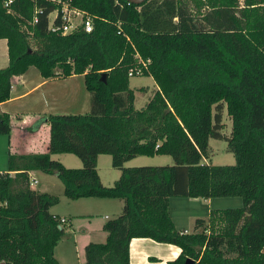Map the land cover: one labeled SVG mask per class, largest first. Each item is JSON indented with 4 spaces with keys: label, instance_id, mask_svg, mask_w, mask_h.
I'll return each mask as SVG.
<instances>
[{
    "label": "trees",
    "instance_id": "trees-1",
    "mask_svg": "<svg viewBox=\"0 0 264 264\" xmlns=\"http://www.w3.org/2000/svg\"><path fill=\"white\" fill-rule=\"evenodd\" d=\"M93 19L90 33L47 30L55 7L39 0H0V38L8 65L0 68V102L11 81L31 67L45 77L83 74L90 109L47 114L44 153L8 151L0 172V263L60 264L54 248L64 227L50 208L57 195L31 187L30 172L55 174L64 196L118 199L122 210L107 220L104 242L85 245L84 264H130L133 238L180 248L167 264H264V0H71ZM35 7L38 21L32 22ZM152 77L156 89L143 107L134 105L129 72ZM105 73V82L101 75ZM231 119L225 136L222 114ZM36 124V126H38ZM36 126L31 129H35ZM10 116L0 113V135ZM210 138H224L233 165L204 163ZM71 153L82 162L68 168L51 154ZM109 154L120 169L102 183L97 157ZM170 155L172 165L126 167L138 156ZM239 196L238 208L211 209L193 231L178 230L171 197Z\"/></svg>",
    "mask_w": 264,
    "mask_h": 264
},
{
    "label": "crops",
    "instance_id": "crops-1",
    "mask_svg": "<svg viewBox=\"0 0 264 264\" xmlns=\"http://www.w3.org/2000/svg\"><path fill=\"white\" fill-rule=\"evenodd\" d=\"M8 62L7 40L0 38V68L6 67ZM147 78L153 80L150 76ZM89 109V93L85 87L83 74L45 78L37 69L31 67L25 74L15 76L12 79L10 97L0 102V113H6L10 116L9 150L16 154L44 153L46 147L49 148V126L46 123L38 124L43 116L47 114H82L87 113ZM34 126L36 128L31 129ZM99 156L97 157V165ZM206 159L203 158L202 161L209 163ZM99 176L102 183L105 184L100 173ZM32 179L35 178L32 177ZM40 189L38 191L54 195L43 184ZM63 196L59 194L58 204L50 208V213L53 215L68 217V223L63 225L64 234L54 248V256L60 264H84L85 245L89 242H104L106 240L107 232L103 230V225L107 220L119 215L123 203L117 199L80 198L72 201L76 203H67L68 208L58 209L59 204L64 203ZM213 199L171 197L169 200L170 208L172 203L182 207L181 214L177 212L178 220L172 215L170 209L175 227L184 233L192 232L195 219L202 218L196 214L198 210H194V206L201 208L207 206V216H203V218H207L210 210L214 208L212 207ZM218 207L216 209L224 208ZM188 208H192L193 211ZM182 220L186 223L181 224ZM179 254L180 248L178 246L156 242L150 238H133L129 244L130 264H167Z\"/></svg>",
    "mask_w": 264,
    "mask_h": 264
},
{
    "label": "rangeland",
    "instance_id": "rangeland-1",
    "mask_svg": "<svg viewBox=\"0 0 264 264\" xmlns=\"http://www.w3.org/2000/svg\"><path fill=\"white\" fill-rule=\"evenodd\" d=\"M130 87L134 90L135 101L134 105L137 109H140L145 105L149 97L152 95V92L155 90L156 85L153 80L147 78V76L143 75H133L129 78ZM222 123L223 128L221 132L227 136L231 132V119L227 114L226 109H224L222 114ZM9 137L7 135H0V172L7 171V158H8V150H9ZM48 151V147H46L44 152ZM51 158L57 161H60L64 166L68 168H79L82 166L81 160L74 154L71 153H58L51 154ZM209 163L213 165H233L235 164V158L232 152L227 150V141L222 138H210L209 139V148H208V158L206 159ZM174 163L173 158L170 155H154V157H138L130 162H125L124 166H146V165H172ZM98 174L100 173L104 185L111 186L120 176V169H117L112 166V159L109 154H100L98 158ZM32 177L37 180L36 183L32 184V188L35 190H41L40 186L42 184L45 186L47 190H50L54 193V195H64V187L62 182L55 174H46L41 171L31 172ZM101 179V178H100ZM111 184V185H109ZM229 199V200H225ZM62 200L64 201L59 204L58 209H66L68 208L67 203H76L72 202L73 200L68 199L66 196H63ZM118 200V199H117ZM111 200V201H117ZM212 207L213 209L218 208H238L242 206V199L239 196H233L230 198L225 197H217L213 199ZM220 201H231L226 203H220ZM117 203V202H116ZM58 204V203H57ZM194 210L197 211V215L199 217L207 216L206 208L207 206L201 208L194 206ZM171 213L177 219V212L181 214V209L178 204H171ZM190 211H193L192 208H188ZM82 210V209H81ZM205 210V211H204ZM120 214V213H118ZM209 215V214H208ZM178 220V219H177ZM183 221V220H182ZM180 222L181 224H185L186 221ZM68 223V222H67ZM65 223V224H67ZM178 223V224H180ZM63 224V225H65ZM193 227V226H192Z\"/></svg>",
    "mask_w": 264,
    "mask_h": 264
},
{
    "label": "built area",
    "instance_id": "built-area-1",
    "mask_svg": "<svg viewBox=\"0 0 264 264\" xmlns=\"http://www.w3.org/2000/svg\"><path fill=\"white\" fill-rule=\"evenodd\" d=\"M37 2L39 0H33ZM54 5V9L50 11L47 15V30L51 33L68 35L74 33L78 30H83L86 33H90L93 30L94 23L93 19L87 16L83 11L71 5V0H42ZM127 5H130L131 2L126 1ZM13 0H3V6L7 9L8 12L11 11V4ZM35 15L32 19L33 23L38 21L37 13L41 9L35 7ZM140 73V68L135 71L131 70L128 74L133 76ZM36 179H31V185L36 183ZM57 220L61 225L68 222V217L66 216H57ZM1 264V263H0Z\"/></svg>",
    "mask_w": 264,
    "mask_h": 264
},
{
    "label": "water",
    "instance_id": "water-1",
    "mask_svg": "<svg viewBox=\"0 0 264 264\" xmlns=\"http://www.w3.org/2000/svg\"><path fill=\"white\" fill-rule=\"evenodd\" d=\"M126 1L139 5L143 3L145 0H126ZM105 77H106V74L103 73L101 75V81L105 82ZM183 264H193V259L187 258Z\"/></svg>",
    "mask_w": 264,
    "mask_h": 264
},
{
    "label": "bare ground",
    "instance_id": "bare-ground-1",
    "mask_svg": "<svg viewBox=\"0 0 264 264\" xmlns=\"http://www.w3.org/2000/svg\"><path fill=\"white\" fill-rule=\"evenodd\" d=\"M133 4V3H132Z\"/></svg>",
    "mask_w": 264,
    "mask_h": 264
}]
</instances>
